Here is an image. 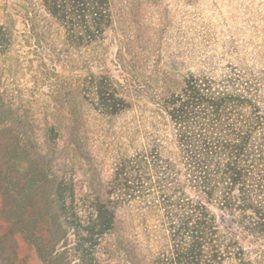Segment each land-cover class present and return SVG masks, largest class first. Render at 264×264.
<instances>
[{
    "label": "rangeland",
    "instance_id": "1",
    "mask_svg": "<svg viewBox=\"0 0 264 264\" xmlns=\"http://www.w3.org/2000/svg\"><path fill=\"white\" fill-rule=\"evenodd\" d=\"M103 39L67 43L42 0H0L12 44L0 54V134L27 143L49 178L72 179L81 205L104 192L117 164L156 149L177 156L172 123L158 103L191 73L218 75L241 55L264 64V0H112ZM109 75L132 103L118 115L92 102V76ZM31 141V143H30ZM253 258L264 242L243 240ZM168 245L162 214L141 201L116 211L98 247L101 264H154ZM0 261L43 264L11 233L0 194Z\"/></svg>",
    "mask_w": 264,
    "mask_h": 264
},
{
    "label": "trees",
    "instance_id": "2",
    "mask_svg": "<svg viewBox=\"0 0 264 264\" xmlns=\"http://www.w3.org/2000/svg\"><path fill=\"white\" fill-rule=\"evenodd\" d=\"M76 47L103 39L112 0H42ZM12 33L0 21V54ZM241 55L218 75L191 73L158 103L177 156L137 152L116 166L104 192L83 207L72 179L49 178L27 143L0 134V194L11 233L43 264H101L98 247L116 211L141 201L162 214L168 245L154 264H264L243 240L264 242V64ZM264 63V60H263ZM109 75L92 76V102L106 115L131 107ZM31 143V141H30Z\"/></svg>",
    "mask_w": 264,
    "mask_h": 264
},
{
    "label": "crops",
    "instance_id": "3",
    "mask_svg": "<svg viewBox=\"0 0 264 264\" xmlns=\"http://www.w3.org/2000/svg\"><path fill=\"white\" fill-rule=\"evenodd\" d=\"M0 264H7L5 261H0Z\"/></svg>",
    "mask_w": 264,
    "mask_h": 264
}]
</instances>
